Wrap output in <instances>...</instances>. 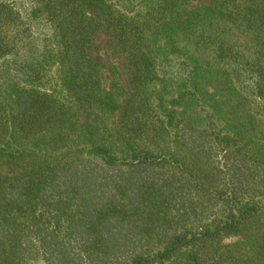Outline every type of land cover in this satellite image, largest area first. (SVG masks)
Masks as SVG:
<instances>
[{
	"label": "trees",
	"instance_id": "obj_1",
	"mask_svg": "<svg viewBox=\"0 0 264 264\" xmlns=\"http://www.w3.org/2000/svg\"><path fill=\"white\" fill-rule=\"evenodd\" d=\"M0 264H264V0H0Z\"/></svg>",
	"mask_w": 264,
	"mask_h": 264
},
{
	"label": "rangeland",
	"instance_id": "obj_2",
	"mask_svg": "<svg viewBox=\"0 0 264 264\" xmlns=\"http://www.w3.org/2000/svg\"><path fill=\"white\" fill-rule=\"evenodd\" d=\"M103 41H104V39H100V40H99V43L101 44V43H103ZM99 53H101V56H102V59H103L104 62H106L107 60H109V59L106 57L105 52H104V51H101V48H100V52H99ZM113 62H114V63H118V62H119V59H114V58H113Z\"/></svg>",
	"mask_w": 264,
	"mask_h": 264
}]
</instances>
